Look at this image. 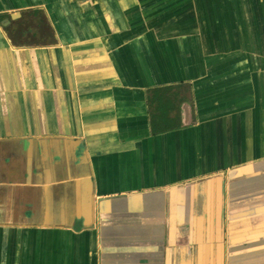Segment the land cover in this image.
I'll list each match as a JSON object with an SVG mask.
<instances>
[{
	"label": "crops",
	"instance_id": "0c3cea01",
	"mask_svg": "<svg viewBox=\"0 0 264 264\" xmlns=\"http://www.w3.org/2000/svg\"><path fill=\"white\" fill-rule=\"evenodd\" d=\"M0 264H264V0H0Z\"/></svg>",
	"mask_w": 264,
	"mask_h": 264
}]
</instances>
